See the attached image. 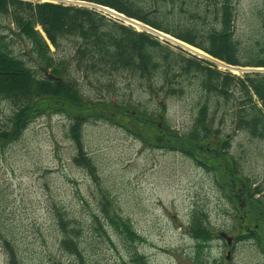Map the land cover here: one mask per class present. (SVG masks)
Listing matches in <instances>:
<instances>
[{"label":"rangeland","instance_id":"374dc122","mask_svg":"<svg viewBox=\"0 0 264 264\" xmlns=\"http://www.w3.org/2000/svg\"><path fill=\"white\" fill-rule=\"evenodd\" d=\"M62 1L95 6L137 29L153 32L175 50L208 59L221 69L237 74L264 71V66L228 63L107 5L90 0ZM198 1L208 12L204 22L214 20L213 0ZM141 2L155 4L153 0ZM232 3L236 36L243 42L264 39V0ZM74 74L86 96L125 101L131 108L119 107L114 101L100 102L97 109L117 117L120 124L105 117L84 125L85 146L98 165L99 181L73 159L76 148L67 132L71 117L66 111L50 109L33 114L23 132L0 147V264H11L6 239L23 264H134L130 251L136 248L151 264H193L198 257L206 264H264V139L239 130L232 141L231 152L241 160L245 176L256 184L251 200L238 192L243 191L247 177L234 176L231 159L213 153L220 143L216 137L191 143L179 139L175 131L167 134L160 130L162 122L136 115L134 104L154 108L150 92L143 89L136 75ZM187 90L182 97L169 100L165 117L174 129L185 130L192 122L198 91L192 86ZM11 109L7 101L0 102V124L9 119ZM170 140L190 145L196 158L163 145ZM103 191L109 193L121 215L131 220L140 238L124 240L113 226L101 218V223L95 220V213L102 214ZM196 205L207 213L212 232L208 240L197 239L191 231ZM58 208L83 226V259L59 246ZM247 227L258 228L260 238L238 240ZM222 231L232 237L231 243Z\"/></svg>","mask_w":264,"mask_h":264},{"label":"trees","instance_id":"16d2710c","mask_svg":"<svg viewBox=\"0 0 264 264\" xmlns=\"http://www.w3.org/2000/svg\"><path fill=\"white\" fill-rule=\"evenodd\" d=\"M90 1L169 32L228 63L264 66V39L243 42L236 36L232 0H213L214 20L206 22L203 19L208 18V12L200 8L198 0H153L154 5L141 0ZM262 21L264 28V17ZM44 66L56 76L47 75ZM119 72L136 75L154 100L152 109L130 103L137 116L154 118L163 123L160 130L167 134L175 131L179 139L186 138L191 143L216 137L220 143L213 153L231 159L234 176H245L241 160L231 152V146L239 130L264 139L263 70L237 74L221 69L208 59L177 51L153 32L137 29L95 6L62 0H0V102L7 101L12 108L9 119L0 124V147L7 139L17 138L33 114L50 109L66 111L71 117L67 132L76 148L73 159L99 181L98 165L85 146L84 125L105 117L120 124L117 117L97 109L100 102L114 101L119 107H131L125 101L86 96L78 87L74 73ZM190 86L198 91L192 122L185 130L174 129L165 117L169 100L182 97ZM182 143L170 140L163 145L195 157L190 145ZM245 178L248 182L244 181V192L238 191L239 195L253 200L255 181L249 176ZM259 189L255 187V191ZM100 207L102 214L95 213V220L101 223V218L113 226L124 240L134 242L140 238L131 220L121 215L105 191L101 194ZM191 220L190 228L197 239L212 237L204 208L196 205ZM58 223L59 246L83 259L82 224L60 208ZM256 230L253 228L236 238H260ZM6 241L11 264H23L11 241ZM130 252L134 264H151L144 252L137 248ZM203 260L195 258L193 264H206Z\"/></svg>","mask_w":264,"mask_h":264},{"label":"water","instance_id":"95a60500","mask_svg":"<svg viewBox=\"0 0 264 264\" xmlns=\"http://www.w3.org/2000/svg\"><path fill=\"white\" fill-rule=\"evenodd\" d=\"M83 2H84V1H83ZM43 70H44L45 73H46L47 75H49L50 77H55V76H56L54 73L51 72V70H50L49 68H47V67H45V66L43 67ZM57 77L60 78V76H57ZM222 235L225 236V237L228 239V242H229V243H231V241H232V237H230V236L227 234L226 231H222Z\"/></svg>","mask_w":264,"mask_h":264},{"label":"flooded vegetation","instance_id":"af4514ba","mask_svg":"<svg viewBox=\"0 0 264 264\" xmlns=\"http://www.w3.org/2000/svg\"><path fill=\"white\" fill-rule=\"evenodd\" d=\"M246 230H247L246 232H250L251 231L250 227H247Z\"/></svg>","mask_w":264,"mask_h":264},{"label":"bare ground","instance_id":"6f19581e","mask_svg":"<svg viewBox=\"0 0 264 264\" xmlns=\"http://www.w3.org/2000/svg\"><path fill=\"white\" fill-rule=\"evenodd\" d=\"M196 48V47H195Z\"/></svg>","mask_w":264,"mask_h":264}]
</instances>
